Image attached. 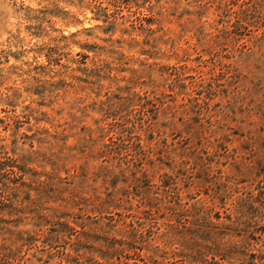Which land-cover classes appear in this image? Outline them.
<instances>
[{
  "label": "rangeland",
  "instance_id": "1",
  "mask_svg": "<svg viewBox=\"0 0 264 264\" xmlns=\"http://www.w3.org/2000/svg\"><path fill=\"white\" fill-rule=\"evenodd\" d=\"M264 0H0V264H263Z\"/></svg>",
  "mask_w": 264,
  "mask_h": 264
},
{
  "label": "trees",
  "instance_id": "2",
  "mask_svg": "<svg viewBox=\"0 0 264 264\" xmlns=\"http://www.w3.org/2000/svg\"><path fill=\"white\" fill-rule=\"evenodd\" d=\"M260 259H261V260H263V262H262V263L264 264V256H263V255H262V256H260Z\"/></svg>",
  "mask_w": 264,
  "mask_h": 264
}]
</instances>
